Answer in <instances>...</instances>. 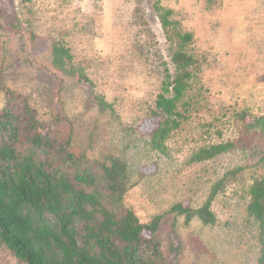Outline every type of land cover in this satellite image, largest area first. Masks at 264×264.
<instances>
[{
    "label": "rangeland",
    "instance_id": "1",
    "mask_svg": "<svg viewBox=\"0 0 264 264\" xmlns=\"http://www.w3.org/2000/svg\"><path fill=\"white\" fill-rule=\"evenodd\" d=\"M0 5V112L8 98L16 116L27 104L39 132L57 146L69 141L66 151L84 157L82 163L94 171L108 156L126 162L134 185L122 210H132L142 224L177 203L198 208L217 179L241 168L211 204L213 226L197 218L186 225L183 216L172 214L163 218L156 238L163 256H176L178 264H256L258 232L247 213L248 189L264 176V135L249 130L247 121L264 116V0H0ZM157 8L172 11L170 21L193 35L185 52L195 61L179 103L185 120L163 153L147 142L161 121L154 115L155 100L165 71L173 76L171 54L178 42L174 28H162ZM53 44L68 51L70 75L52 68ZM93 93L114 112H99ZM221 143L235 148L210 161H190L199 149ZM0 264L24 263L0 244Z\"/></svg>",
    "mask_w": 264,
    "mask_h": 264
},
{
    "label": "trees",
    "instance_id": "2",
    "mask_svg": "<svg viewBox=\"0 0 264 264\" xmlns=\"http://www.w3.org/2000/svg\"><path fill=\"white\" fill-rule=\"evenodd\" d=\"M1 10L7 11L4 6ZM156 12L163 29L174 28L178 42V49L171 54L173 76L165 71L155 100L158 113L154 115L161 121L147 142L151 150L163 153L166 140L185 120L179 103L190 86L189 69L195 61L185 52L193 35L179 31V23L170 21L172 11L157 8ZM50 54L52 68L70 75L64 60L69 58L68 51L53 44ZM83 76L80 79L88 82ZM93 100L99 112H114L102 95L93 93ZM21 117L27 118L21 121ZM22 126L30 133L24 134ZM247 128L264 135V116L247 121ZM68 145L66 141L57 146L56 141L43 136L27 104L23 115L16 116L7 99L0 112V244L24 264H178L176 256H163L156 238L163 218L174 214L183 216L186 225L197 218L203 226H213L212 202L226 182L241 171L236 168L217 179L198 208L177 203L142 224L132 210H122L123 198L134 185L126 162L108 156L94 171L82 163L84 157L76 158L66 151ZM233 147L232 143L210 145L199 149L190 161H210ZM50 153L54 157L44 159L43 154ZM260 162H264V155ZM63 165L67 171L59 170ZM248 196V217L258 232L256 264H264V176L253 181Z\"/></svg>",
    "mask_w": 264,
    "mask_h": 264
}]
</instances>
